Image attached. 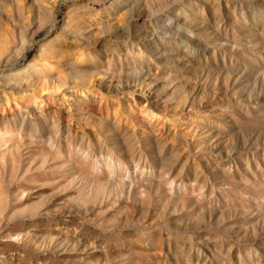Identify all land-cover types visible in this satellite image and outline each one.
Masks as SVG:
<instances>
[{
  "label": "rangeland",
  "instance_id": "374dc122",
  "mask_svg": "<svg viewBox=\"0 0 264 264\" xmlns=\"http://www.w3.org/2000/svg\"><path fill=\"white\" fill-rule=\"evenodd\" d=\"M1 1L0 113L59 125L0 123V264H264V0ZM56 40L82 67L43 81Z\"/></svg>",
  "mask_w": 264,
  "mask_h": 264
},
{
  "label": "bare ground",
  "instance_id": "6f19581e",
  "mask_svg": "<svg viewBox=\"0 0 264 264\" xmlns=\"http://www.w3.org/2000/svg\"><path fill=\"white\" fill-rule=\"evenodd\" d=\"M21 0H15V4L17 9L19 6H21L20 4ZM2 1L0 0V3ZM32 4H34V6L37 9H44V11L46 10V12H48L50 15L52 14V10H53V6H47L48 4H45L44 0H32ZM52 2L55 4V1L52 0ZM19 10V9H18ZM6 12L4 11V14ZM107 16H105L106 18H103V20L105 22H107L109 20V18L111 17L110 13L106 14ZM110 15V16H109ZM121 17H119L117 20H120ZM11 20L13 21V19L11 18ZM22 28V27H20ZM21 32V31H20ZM85 39H90L91 43H90V47H89V51L92 54L91 58L87 59V63L85 64L87 67L88 66H96L98 64V59L96 57H94L95 52L97 51V47L100 46L103 51H104V55L105 57H109V49L107 48V45L105 43V41L103 40H98L97 38H93L91 36H87L86 34H82V38ZM9 41L6 37H3V39H0V65H5V63L7 62V57L9 55V47L8 44ZM38 56L40 57L41 63L39 64V66L37 67L36 64V59H33V63L31 62V66L34 69V71L36 72V74L40 75L43 81H47V77L48 79H53V78H59L60 75L63 73V71H61V66L65 67L66 70H74L75 75H77L78 72H76L77 68L76 67H82L81 66V59L83 58L84 54L83 51H81L80 48H78V44L73 41H66V40H56L54 43H50L49 45L45 46V45H40V50L38 52ZM25 73V71H23ZM50 72H53L52 74H50ZM27 76L26 75H22V72L20 71V69H16L13 73L14 77H18V76ZM2 76H5V74L2 73ZM58 85L53 84L50 85L48 87L49 90H58ZM40 102L39 100L36 99H32L31 103L32 104H38ZM17 105V104H16ZM37 109V112L35 113V110ZM33 108L30 107L27 111V113L25 112H17L16 114L14 113H8V114H1L0 113V123L7 124L8 125H12L9 124L10 120L11 122H14L13 125H18L19 127H21L23 130H25V134L27 136L30 137H41L40 133H39V125L40 123H43L44 125L48 126L49 129V133L50 135L48 136L49 140L48 143H51L54 140V134L52 132V126L58 128L59 122H58V117H56L54 114L49 113V112H44L42 109L40 108ZM34 110V113H33ZM149 117L152 118L154 117V113L152 111L148 112ZM4 122V123H3ZM18 123V124H16ZM51 124V125H50ZM115 126V125H114ZM66 132L68 133V135L70 134V127L67 126V128L65 129ZM47 141V140H46ZM55 144V142H54ZM51 145L53 146V144L51 143ZM102 162H103V170L100 171V175L107 179V180H115L117 179V170L114 167V159L112 158L110 152H107L106 156H103L102 158ZM13 169V166H11ZM9 167V168H11ZM8 169V168H7ZM11 170V169H10ZM9 171V170H7ZM12 172V170H11ZM10 172V173H11ZM8 174V173H7ZM10 175V174H8ZM13 175V173H11V176ZM10 177V176H9ZM14 177V176H12ZM12 177L8 178L9 179H13ZM10 180V181H11ZM119 180V179H118ZM8 181V182H10ZM123 180L122 183H119L120 186H123ZM8 187V186H7ZM11 188H16V189H26L25 184H20V185H16V187H12ZM10 188V189H11ZM9 189V188H8ZM5 186H1L0 185V193H3L8 190ZM124 208L125 209H130L132 210L133 205L130 202H125L124 203Z\"/></svg>",
  "mask_w": 264,
  "mask_h": 264
}]
</instances>
